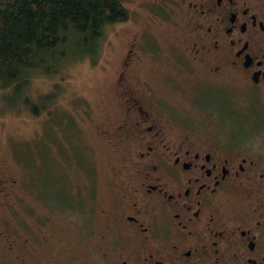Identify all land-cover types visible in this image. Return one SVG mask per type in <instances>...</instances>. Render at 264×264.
<instances>
[{
  "label": "flooded vegetation",
  "instance_id": "af4514ba",
  "mask_svg": "<svg viewBox=\"0 0 264 264\" xmlns=\"http://www.w3.org/2000/svg\"><path fill=\"white\" fill-rule=\"evenodd\" d=\"M150 1L174 20L183 67L147 66L137 38L119 56L96 127L115 169L78 196L75 221L52 205L44 264H264V0ZM174 76L183 103L166 98ZM10 237L3 249L29 264L30 242Z\"/></svg>",
  "mask_w": 264,
  "mask_h": 264
},
{
  "label": "rangeland",
  "instance_id": "374dc122",
  "mask_svg": "<svg viewBox=\"0 0 264 264\" xmlns=\"http://www.w3.org/2000/svg\"><path fill=\"white\" fill-rule=\"evenodd\" d=\"M121 2L129 12V19L105 29L97 61L70 55L58 72L49 76L33 74L23 93L0 89V177L13 181L10 198L18 213L14 221L17 228H23L8 231L4 226L12 241H18L17 236L36 234L33 226L47 223L52 205L77 206L78 196L90 192L93 169L99 176V188L112 175L116 160L110 158L96 127H102V120L111 114L110 76L130 42L137 38L138 44H143L146 52L141 45L139 54L149 67L157 59L183 67L178 50L170 47L169 40L176 34L174 20L168 19L150 0ZM140 74L144 77L146 72L140 70ZM172 80L182 81L180 87L188 86V80L179 76ZM173 81L172 86L177 88L165 92L167 100L185 102L187 95L177 90L179 84ZM155 86L163 89L164 85ZM32 108L37 110V115L31 113ZM69 180L73 189L68 185ZM5 211L0 206V216ZM90 215L92 218L91 211ZM84 222L91 224L89 220ZM2 226L0 221V229ZM72 227L78 231V225ZM22 249L30 257L29 264H44L42 257L48 248L39 249L31 244ZM28 250L40 257L32 258ZM63 255L66 261L62 263H76L69 254ZM0 264H15L1 244Z\"/></svg>",
  "mask_w": 264,
  "mask_h": 264
},
{
  "label": "trees",
  "instance_id": "16d2710c",
  "mask_svg": "<svg viewBox=\"0 0 264 264\" xmlns=\"http://www.w3.org/2000/svg\"><path fill=\"white\" fill-rule=\"evenodd\" d=\"M128 18L129 12L121 0H0V89L23 93L33 74L49 76L58 72L70 55L97 61L105 29ZM31 113L37 115V110L32 108ZM5 178L8 182H1L0 186V206L6 208L0 216L3 224L0 230H4V226L8 231L20 230L23 228L15 225L18 213L10 198L13 181ZM91 180L89 191L93 192L99 188V176L94 169ZM68 185L73 189L71 180ZM80 207L79 203L76 208L70 207V219L78 214ZM82 210L87 214L85 220L91 222L93 206L86 205ZM52 213L48 210L46 224L33 226L36 234L18 238L42 248L41 239L47 242L50 237ZM53 219L61 224L60 219ZM20 224L24 226L23 221Z\"/></svg>",
  "mask_w": 264,
  "mask_h": 264
}]
</instances>
